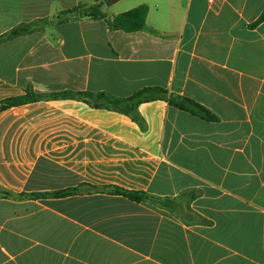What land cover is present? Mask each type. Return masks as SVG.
<instances>
[{
    "label": "crops",
    "instance_id": "crops-1",
    "mask_svg": "<svg viewBox=\"0 0 264 264\" xmlns=\"http://www.w3.org/2000/svg\"><path fill=\"white\" fill-rule=\"evenodd\" d=\"M102 1L0 0V37L53 20L0 43V102L162 88L220 120L166 100L140 122L77 97L0 112V264H264V0ZM142 5L144 30L110 29Z\"/></svg>",
    "mask_w": 264,
    "mask_h": 264
},
{
    "label": "trees",
    "instance_id": "trees-1",
    "mask_svg": "<svg viewBox=\"0 0 264 264\" xmlns=\"http://www.w3.org/2000/svg\"><path fill=\"white\" fill-rule=\"evenodd\" d=\"M121 0H109L108 5H113L118 3ZM101 5V4H100ZM100 8V7H99ZM88 11L89 13H93L92 16H89L91 19H101L103 18L102 12H98V9L95 6L86 7L84 5H79L76 8L62 11L59 15V19L62 23H70L72 21H77L78 16H81L82 11ZM149 8L147 5H142L137 7L129 12L117 15L111 22H109V27L112 30H122L124 32H139L144 30L146 27V18L148 15ZM63 16H67V18H61ZM86 16V15H85ZM53 20L44 19L31 24H25L18 28L12 30L9 34H6L0 37V43L6 38H13L19 35L30 34L34 32L36 29L42 28L43 26L52 23ZM264 22V12L259 17V19L254 22L251 27H257L260 23ZM79 98L83 99L86 103L88 100H95L98 102H102L103 104L95 103L94 106L97 108H107L121 114L131 115L133 119L137 122H140V118L136 115L137 108L140 104L151 102L155 100H166L170 106H173L181 111H185L193 116L200 118L201 120L207 122H219V118L213 114L206 107L196 102L195 100L188 97H175L168 96V92L162 88H145L143 90L138 91L134 95L129 98L119 99L113 97L106 93L94 94L92 92H57V93H47L40 94L35 92L33 89H27L24 95L13 97L7 100L0 102V112L5 111L12 107L28 105L32 103H36L42 101L44 99H59V98ZM114 193H121L126 195L127 197L140 200L141 196L139 194H135L133 192H126L119 189H114ZM74 193V191H60L54 193H46V194H32V197H67ZM25 195H21L20 197H24Z\"/></svg>",
    "mask_w": 264,
    "mask_h": 264
},
{
    "label": "rangeland",
    "instance_id": "rangeland-1",
    "mask_svg": "<svg viewBox=\"0 0 264 264\" xmlns=\"http://www.w3.org/2000/svg\"><path fill=\"white\" fill-rule=\"evenodd\" d=\"M109 0H104V1H102V3L101 4H103L104 2H108ZM99 6H100V4H96L95 5V8L96 9H98V12H99V10H100V8H99ZM86 15V16H85ZM93 15V13H89L88 11H82V13H81V16H78V19H82V18H90L89 16H92ZM61 18H67V16H63V17H61ZM88 101H90V100H88ZM92 103H99V104H103L102 102H98V101H95V100H92Z\"/></svg>",
    "mask_w": 264,
    "mask_h": 264
}]
</instances>
